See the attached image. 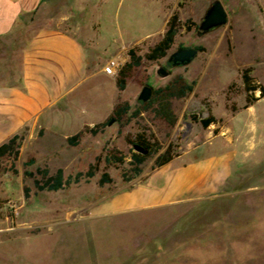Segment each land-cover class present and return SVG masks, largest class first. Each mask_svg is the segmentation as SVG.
<instances>
[{
	"label": "rangeland",
	"instance_id": "374dc122",
	"mask_svg": "<svg viewBox=\"0 0 264 264\" xmlns=\"http://www.w3.org/2000/svg\"><path fill=\"white\" fill-rule=\"evenodd\" d=\"M214 1L44 0L33 16L22 17L19 35L44 28L71 32L84 46L88 73L104 72L83 80L73 96V115L61 117L67 123L53 125L54 129L75 132L86 122L95 124L120 101H128L131 110L139 108L146 84L164 87L179 75L196 84L188 96L174 98L179 116L174 126L146 110L123 123L114 119L98 135L85 133L75 146L60 134L46 135L43 130L28 138L26 130L15 163L18 172L1 176L0 264H264V97L241 108L246 103L242 69L252 66L253 76L264 84V0H221L229 14L226 24L203 34L200 24ZM177 9L183 22L191 19L196 25L192 30L181 28L164 58H144L126 89L118 90V74L104 71L108 60L116 57L121 67L133 46L145 55L163 37ZM30 17L33 28L30 22L24 25ZM22 45L15 44L11 59L18 60ZM196 46L203 49L189 64H173L172 55L179 48ZM5 53L9 55L1 48L0 55ZM160 67L170 75L161 77ZM229 90V105L236 104L237 110L226 106ZM204 100L218 118L207 128L193 119L195 113L208 116ZM138 122L148 126L164 148L179 144L186 160L231 154V174L223 188L203 199L113 213L105 203L140 177L125 182L121 169L107 166L105 160L90 181L58 191L38 190L34 179L24 174L25 168L35 171L45 165L51 173L62 167L66 175L86 170L108 140L129 156L131 146L125 137L138 132ZM32 157L36 162L25 166ZM154 160L143 166V177L154 169ZM104 170L114 181L101 186Z\"/></svg>",
	"mask_w": 264,
	"mask_h": 264
},
{
	"label": "crops",
	"instance_id": "0c3cea01",
	"mask_svg": "<svg viewBox=\"0 0 264 264\" xmlns=\"http://www.w3.org/2000/svg\"><path fill=\"white\" fill-rule=\"evenodd\" d=\"M44 3V0H0V49L9 53L0 55V144L26 130L28 138L43 130L46 135L60 134L68 140L86 125H94L86 122L75 132L53 127L65 125L67 120L61 117L73 115L76 105L73 96L83 80L104 72L100 69L88 73L84 46L71 32L44 28L36 34L30 30L25 37L19 35L22 17L28 13L33 16ZM25 23L33 28L31 17ZM16 43L23 44L18 60L10 57L17 51ZM113 108L99 122L106 120ZM183 159L178 155L144 177L142 173L138 183L124 188L105 203L106 210L135 212L203 199L216 195L231 174L229 153Z\"/></svg>",
	"mask_w": 264,
	"mask_h": 264
},
{
	"label": "trees",
	"instance_id": "16d2710c",
	"mask_svg": "<svg viewBox=\"0 0 264 264\" xmlns=\"http://www.w3.org/2000/svg\"><path fill=\"white\" fill-rule=\"evenodd\" d=\"M178 5L183 6L184 3L179 1ZM180 16L179 10H174L167 21V28L163 37L159 39L150 50L145 53V55L139 54L138 46H133L128 50L129 58L119 69L116 78V86L118 90L123 91L126 89L127 80H129L135 68L142 65L144 58L148 60L164 58L173 46L175 38H177L181 28L186 27L187 30H192L196 25L191 19H187L183 22ZM196 48L198 50L203 49L201 46H196ZM242 79L244 82L243 90L246 93V103L243 104L241 108H248L264 97V84L253 76L252 66L244 67L242 69ZM195 84L196 80L187 82L184 76L179 75L174 81H171L164 87H152L150 85L153 90L152 97L147 102H143L141 107L131 110L132 106L128 101H120L114 105L112 114L106 120L94 125H86L75 135L69 136L68 141L72 146H75L80 143L82 136L87 132L92 133L94 136L103 133L112 119H115L119 123H123L126 119L131 120L134 117H138L146 110L152 111L155 116L165 120L169 125L174 126L177 124L179 116L173 107V100L174 98L182 99L188 96L189 93L194 90ZM232 86L233 84L229 86L230 90ZM230 90L226 95V106L233 110H237L239 107L236 104L229 105L232 98ZM257 92H259V94H257ZM203 104L206 106L208 116L202 117L200 114L195 113L193 114V119L195 121H201L202 126L207 128L218 122V118L213 114L207 100H204ZM137 125L139 126L138 132L135 134L128 133L125 137L126 141L131 146V153L129 156L108 140L103 146L102 153L96 157L94 163L88 165L86 170H80L75 174L70 173L66 175L62 167H59L54 173H51L49 167L45 165L38 166L35 171L25 168L24 174L25 176L34 179L35 187L38 190L58 191L79 184L82 181H90L99 171V165L102 160H105L107 166L120 168L122 179L125 182H129L141 176L144 171L143 166L148 159L154 157V168H158L168 164L176 156L180 155L178 150L179 144L171 143L164 148L156 134L151 131L148 126L140 124V122H138ZM24 138V133H17L8 141L6 140L0 144V184L1 176L4 172L10 170L14 173L18 172L15 163L21 155V146ZM134 145L146 149L147 152L143 153L137 151ZM8 161H12V163L8 165ZM35 162L36 158L32 157L29 161L27 160L24 165L30 166ZM113 181V175L108 170H104L102 171L98 182L101 186H104ZM24 192L29 196V187L25 186Z\"/></svg>",
	"mask_w": 264,
	"mask_h": 264
},
{
	"label": "water",
	"instance_id": "95a60500",
	"mask_svg": "<svg viewBox=\"0 0 264 264\" xmlns=\"http://www.w3.org/2000/svg\"><path fill=\"white\" fill-rule=\"evenodd\" d=\"M227 17H229V14L224 4L221 2V0H215L210 9L208 10L206 17L200 24L203 34L209 32L214 28L219 27L224 23L226 24ZM198 52L199 50L196 47L179 48L176 52L173 53L172 60L175 64L186 65L189 64L196 57ZM158 73L161 77H167L170 75V72L165 67H160L158 69ZM152 93V87L150 85H145L141 91L139 98L143 102H147L152 97ZM113 121L114 119H112L110 123H112ZM134 147L137 151L143 153L147 152L146 149L137 145H134Z\"/></svg>",
	"mask_w": 264,
	"mask_h": 264
},
{
	"label": "built area",
	"instance_id": "2783aa9c",
	"mask_svg": "<svg viewBox=\"0 0 264 264\" xmlns=\"http://www.w3.org/2000/svg\"><path fill=\"white\" fill-rule=\"evenodd\" d=\"M120 68L121 67L119 60L116 57H114L108 60V62L104 66V71L111 75H115V74L117 75Z\"/></svg>",
	"mask_w": 264,
	"mask_h": 264
},
{
	"label": "flooded vegetation",
	"instance_id": "af4514ba",
	"mask_svg": "<svg viewBox=\"0 0 264 264\" xmlns=\"http://www.w3.org/2000/svg\"><path fill=\"white\" fill-rule=\"evenodd\" d=\"M172 62H173V60H172ZM173 64H175V63L173 62Z\"/></svg>",
	"mask_w": 264,
	"mask_h": 264
}]
</instances>
